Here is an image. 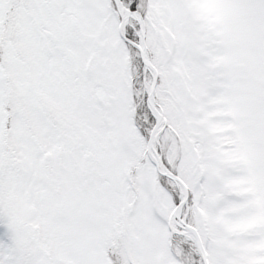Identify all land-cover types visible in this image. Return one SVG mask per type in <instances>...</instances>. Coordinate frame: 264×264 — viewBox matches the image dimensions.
<instances>
[{
  "label": "snow or ice",
  "instance_id": "obj_1",
  "mask_svg": "<svg viewBox=\"0 0 264 264\" xmlns=\"http://www.w3.org/2000/svg\"><path fill=\"white\" fill-rule=\"evenodd\" d=\"M0 264H264V0H0Z\"/></svg>",
  "mask_w": 264,
  "mask_h": 264
}]
</instances>
